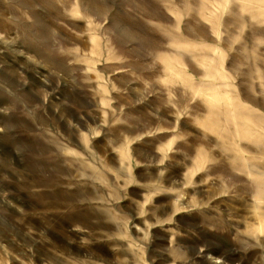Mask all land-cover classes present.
<instances>
[{
	"label": "rangeland",
	"instance_id": "374dc122",
	"mask_svg": "<svg viewBox=\"0 0 264 264\" xmlns=\"http://www.w3.org/2000/svg\"><path fill=\"white\" fill-rule=\"evenodd\" d=\"M0 264H264V0H0Z\"/></svg>",
	"mask_w": 264,
	"mask_h": 264
}]
</instances>
